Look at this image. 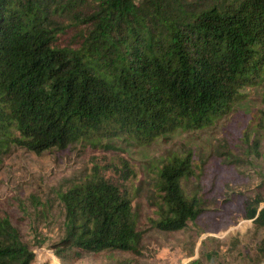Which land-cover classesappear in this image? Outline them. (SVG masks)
<instances>
[{
    "label": "trees",
    "instance_id": "obj_1",
    "mask_svg": "<svg viewBox=\"0 0 264 264\" xmlns=\"http://www.w3.org/2000/svg\"><path fill=\"white\" fill-rule=\"evenodd\" d=\"M263 80L264 0H0V165L12 146L41 154L84 141L111 151L102 140L146 145L201 129ZM260 113L264 121V93ZM91 164L57 194L63 234L51 248L62 260L138 254L136 170L111 152ZM192 166L189 153L175 154L157 169L155 229L179 231L203 212L183 186ZM257 204L246 218L264 226ZM34 256L1 216L0 264Z\"/></svg>",
    "mask_w": 264,
    "mask_h": 264
},
{
    "label": "rangeland",
    "instance_id": "obj_2",
    "mask_svg": "<svg viewBox=\"0 0 264 264\" xmlns=\"http://www.w3.org/2000/svg\"><path fill=\"white\" fill-rule=\"evenodd\" d=\"M243 91L247 96L211 125L178 129L146 145L119 137L102 140L111 151L79 141L41 154L12 146L0 165V217L10 218L34 252L30 264H264V226L246 218L255 202L257 210L264 208V80ZM102 152L127 158L138 174L134 209L144 231L140 252H85L62 260L51 248L63 234L57 194L82 180L93 156ZM187 153L193 175L183 186L203 200L204 210L179 231H159L150 222L155 174L165 159Z\"/></svg>",
    "mask_w": 264,
    "mask_h": 264
}]
</instances>
